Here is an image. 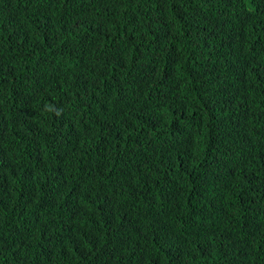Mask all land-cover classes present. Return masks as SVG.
<instances>
[{"label": "trees", "instance_id": "16d2710c", "mask_svg": "<svg viewBox=\"0 0 264 264\" xmlns=\"http://www.w3.org/2000/svg\"><path fill=\"white\" fill-rule=\"evenodd\" d=\"M0 264H264V0H0Z\"/></svg>", "mask_w": 264, "mask_h": 264}, {"label": "clouds", "instance_id": "9594fccd", "mask_svg": "<svg viewBox=\"0 0 264 264\" xmlns=\"http://www.w3.org/2000/svg\"><path fill=\"white\" fill-rule=\"evenodd\" d=\"M45 108H46V110H47L48 112H55V114H56L57 116H59V115L61 114V112L63 111V109H61V108H56V107L53 106V105H46Z\"/></svg>", "mask_w": 264, "mask_h": 264}]
</instances>
